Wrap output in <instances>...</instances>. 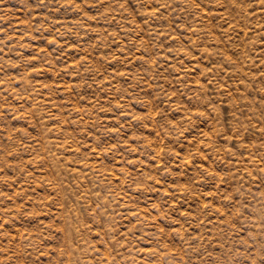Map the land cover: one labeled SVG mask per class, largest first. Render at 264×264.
Returning a JSON list of instances; mask_svg holds the SVG:
<instances>
[{"label": "rangeland", "instance_id": "obj_1", "mask_svg": "<svg viewBox=\"0 0 264 264\" xmlns=\"http://www.w3.org/2000/svg\"><path fill=\"white\" fill-rule=\"evenodd\" d=\"M151 1L0 0V264H264V0Z\"/></svg>", "mask_w": 264, "mask_h": 264}, {"label": "bare ground", "instance_id": "obj_2", "mask_svg": "<svg viewBox=\"0 0 264 264\" xmlns=\"http://www.w3.org/2000/svg\"><path fill=\"white\" fill-rule=\"evenodd\" d=\"M150 1H151V0H150ZM172 1H173V0H172ZM151 2H152V1H151ZM165 3H168V2H165ZM170 3H171V2H169V4H170ZM177 3H178V2H177ZM163 4H164V3H163ZM163 4H162V7L160 6L161 4H160L159 6H160L161 8H163ZM174 4H176V3H173V5H172V4H170V5L174 6ZM167 5H168V4H167ZM172 6H170L169 8H172ZM167 7H168V6H167ZM167 7H165V8H167ZM175 7H176V5H175ZM169 8H168V9H169ZM152 10H153V9H152ZM154 11H155V10H154ZM148 12L151 13V11H148ZM155 13H156V11H155ZM152 16H153V15H152ZM195 29H196V28H195ZM256 29H258V28H256ZM17 31H19V30L17 29ZM257 31H259V30H257ZM254 32H255V31H254ZM0 47H2V46H0ZM4 54H5V53H4ZM4 54H3V56H4ZM3 56H1V58H2ZM4 59H5V58H4ZM1 60H2V59H1ZM6 60H7V59H6ZM8 60H9V59H8ZM36 90H37V89H36ZM33 96H34V95H33ZM36 96L39 97L40 95H39V96L36 95ZM42 98H43V97H42ZM44 98H45V97H44ZM46 98H47V97H46ZM35 100H36V99H35ZM36 101H37V100H36ZM38 101L42 102L43 100H41V98H40V100H38ZM45 101H47V100H44V102H45ZM44 102H42V103H44ZM47 102H48V101H47ZM37 104H40V103H37ZM44 104H45V103H44ZM3 110H5V109H3ZM8 110H10V109L8 108ZM8 110H6V111L8 112ZM10 112H11V110H10ZM44 116H45V115H44ZM42 119H48V118H46V116H45V118L42 117ZM48 120H49V119H48ZM45 121L47 122V120H45ZM42 122H43L42 124L44 125V121H43V120H42ZM46 122H45V123H46ZM48 122H49V121H48ZM46 124H47V123H46ZM57 157H58V156H57ZM57 157H56V158H57ZM56 158H55V155H54V157H53L54 161H58V160H59V162H60V158H58L57 160H56ZM53 163H54V162H53ZM56 164H57V163H56ZM57 166H58V164H57ZM55 167H56V166H55ZM55 167H54V168H55ZM64 168H65V167H64ZM60 169H61V165L59 166V169H58V170L60 171ZM55 170H56V169H55ZM72 170H74V169H72ZM64 171H65V170H64ZM74 171H75V170H74ZM68 172H69V171H68ZM60 174H61V173H60ZM75 210H76V209H75ZM75 214H76V213H75ZM70 229H71V227H70Z\"/></svg>", "mask_w": 264, "mask_h": 264}]
</instances>
